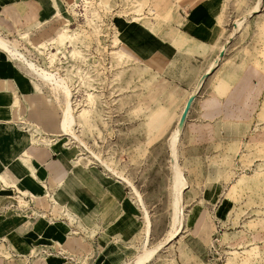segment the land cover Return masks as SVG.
I'll list each match as a JSON object with an SVG mask.
<instances>
[{
    "label": "rangeland",
    "instance_id": "1",
    "mask_svg": "<svg viewBox=\"0 0 264 264\" xmlns=\"http://www.w3.org/2000/svg\"><path fill=\"white\" fill-rule=\"evenodd\" d=\"M151 1L88 0L85 11L75 1L61 7V20L52 24L62 29L53 38L46 37L43 29H36L44 20L35 26L19 28L16 33H7L29 59L59 73L70 85L76 116L73 130L85 147L62 132L55 142L74 153L71 159H81L88 165L85 174L92 182L106 189L109 184H121L126 221L136 225L133 230H118L117 234L107 226H95L98 230L93 238L77 230L85 236V245L78 252L57 248L54 255L66 258V264H109L108 260L117 254L122 256L120 264H134L137 257L149 249L155 255L148 264H264V105L261 120L246 123V129L239 134L233 126L218 125L213 132L216 138L199 137L206 133L195 127V122L191 121L195 117L190 118L196 97L185 114L186 104L204 76L199 78L196 73L198 60L183 59L154 71L158 63L140 62L114 25L115 18L124 17L134 23L148 24L154 31L159 29L168 22L170 14L164 18L156 13ZM257 2L225 0L222 17L228 6V32L235 29L237 20H242L236 34L240 53L230 51L231 60L242 58L244 53L246 62L251 63L264 80V1L259 13L249 15ZM153 18L156 23L152 22ZM45 28L48 30V25ZM22 29H31L35 36H18ZM156 82L167 87L164 93L153 94ZM45 85L41 86V94L49 95L54 104L41 95L39 103L27 111L20 109L19 114L24 116L28 112L34 118L46 119L37 124L46 127L48 123L57 133L64 98H56ZM178 126L183 130L177 163L184 171L189 189L184 196L181 233L166 243L174 225L175 161L171 137ZM62 177L58 178L60 183L65 175ZM120 177L135 186L143 204ZM211 191L220 202L207 200ZM30 197L36 206L52 208L56 218H66L56 212L60 203L55 196L50 198L46 193L42 197L32 194ZM19 203L22 208L29 206L25 197L20 198ZM146 214L152 226L149 235ZM80 223L83 225L82 221ZM126 225L130 228L129 223ZM111 243H116L121 251L115 253L112 248L105 253V247ZM104 255H108L105 263ZM5 257L11 256L7 253ZM0 264L12 263L0 257Z\"/></svg>",
    "mask_w": 264,
    "mask_h": 264
},
{
    "label": "crops",
    "instance_id": "2",
    "mask_svg": "<svg viewBox=\"0 0 264 264\" xmlns=\"http://www.w3.org/2000/svg\"><path fill=\"white\" fill-rule=\"evenodd\" d=\"M75 1L0 0V39L13 43L8 32L16 33L17 29L35 26L41 20L44 21L36 29H43L46 37H55L62 26H54L53 21L61 20V7ZM224 2L152 0L151 7L156 13L164 18L170 14L168 22L159 29L154 31L148 24L134 23L124 17L115 18L114 25L140 62L158 63L154 71L189 58L198 60L196 73L200 78L233 37L226 27L228 6L222 17ZM152 22L156 23L155 18ZM20 34L27 38L35 36L31 29H22L18 36ZM236 41L238 35L223 60L230 63L223 62L208 76L193 103V112L189 116L197 119L191 121L206 133L199 137L216 138L213 132L218 125L233 126L239 134L246 129V123L261 120L264 80L251 63L246 62L244 53L242 58L231 60L230 51L240 53L239 42ZM14 60L0 48V176L7 183L6 186L0 181V257L12 264H66V258L54 255V252L57 248L78 252L85 245L86 238L77 230H83L85 235L93 238L98 230L95 226H107L117 234L118 230H133L136 225L126 221V202L121 184L115 182L106 189V186L92 182L85 174L88 165L81 159H71L74 153L55 142L62 132L61 116L57 133L52 125L47 126L48 123L46 127L37 124L39 121L44 123L46 119L34 118L28 112L20 116V109L30 110V106L39 103L40 96L45 94H41L43 84L24 64ZM157 82L153 94L164 93L167 87L157 85ZM45 96L47 102L54 104L49 95ZM81 165L83 168L77 169ZM63 175L65 177L60 183L58 178ZM46 193L50 198H58L60 204L56 212H61L65 219L56 218L52 208H41L30 201L31 194L42 197ZM22 197L29 201L28 208L21 207L19 199ZM217 197L211 191L207 200L220 202ZM228 203H231L229 198ZM115 244H108L105 253L108 254L112 248L115 253L121 251ZM7 253L10 258L5 257ZM112 256L109 264H120L122 256ZM103 258L105 263L108 255Z\"/></svg>",
    "mask_w": 264,
    "mask_h": 264
},
{
    "label": "bare ground",
    "instance_id": "3",
    "mask_svg": "<svg viewBox=\"0 0 264 264\" xmlns=\"http://www.w3.org/2000/svg\"><path fill=\"white\" fill-rule=\"evenodd\" d=\"M263 1L264 0H258L256 6L254 7V10L251 11L252 13L250 12L251 14H249L250 17L257 14V12L258 13L260 12V8L262 6ZM76 3H77V6L81 8L82 11H85L89 4L88 0H76ZM246 18L248 17L246 16L245 19ZM138 19L139 18H136L135 20H138ZM234 25H235L234 27L235 29L231 33V36L233 37L229 39V41H227V43L222 47V52L220 56L210 65L206 74L200 79L198 85L196 86L194 90V93L192 94V96L190 97V99L188 100L186 104L185 114H187L189 105L192 104L194 98L199 94L208 76H210L211 74L215 72L216 68L219 66V63L222 61L227 49L233 43V40L236 38L237 32L241 28L242 20H237ZM0 48H2L5 52H7V54H9V56L14 58L15 60H18L19 62L23 63L26 66V68L37 78L38 82H41L42 84H46L45 86H49L50 90L53 92V94H55L56 98L63 96L64 107L62 109V120H61L62 133L64 134V136L70 137L71 139L75 140L76 142H79L81 145L85 147L82 140L79 139V137L75 134L73 130L76 125V116H75L74 107H73L74 98H73L72 91L69 87L70 85H68L67 81H65V79H63L59 73H54L52 71L44 69L43 67L38 66L33 60L29 59L24 53H22L14 43H9V42H6L0 39ZM51 62L52 63L54 62V58L51 60ZM37 87L40 90V87L39 86ZM182 130L183 129H181V126H178V128L175 130V132L173 133L171 137L172 156L175 161L174 163V182H175L174 183V188H175L174 189L175 190L174 210H175V214L173 218V224H174L173 229L166 243L170 242L171 240L176 238L177 235L181 233V225H183V221H184V215H183V212H184L183 208L185 207L183 203L184 196H185L186 191L189 189L188 181L185 177L184 171L182 170L180 165L177 163L178 144L180 141V135H181ZM93 156L95 159L100 161V158L97 155L93 154ZM100 162L103 163L102 161ZM108 169L111 170L109 167ZM120 179L121 181H123L124 183H126L132 188V190L138 195L139 202L143 204V198L138 193L135 186L124 177H120ZM0 181L4 182V184L7 186V183L1 176H0ZM146 221H147V225H146L147 234L149 235L151 233L152 226H151V221H150L148 214H146ZM154 255H155L154 251H150L149 249H146L144 253H142L140 256L137 257L134 264H148L151 262Z\"/></svg>",
    "mask_w": 264,
    "mask_h": 264
},
{
    "label": "water",
    "instance_id": "4",
    "mask_svg": "<svg viewBox=\"0 0 264 264\" xmlns=\"http://www.w3.org/2000/svg\"><path fill=\"white\" fill-rule=\"evenodd\" d=\"M190 107H191V104L189 105V108H188V110H187V114H188V111H189ZM186 116H187V115H186ZM186 116H185V119H186ZM185 119H184V122H185Z\"/></svg>",
    "mask_w": 264,
    "mask_h": 264
},
{
    "label": "built area",
    "instance_id": "5",
    "mask_svg": "<svg viewBox=\"0 0 264 264\" xmlns=\"http://www.w3.org/2000/svg\"><path fill=\"white\" fill-rule=\"evenodd\" d=\"M68 7V6H67ZM52 141H54V140H52Z\"/></svg>",
    "mask_w": 264,
    "mask_h": 264
}]
</instances>
